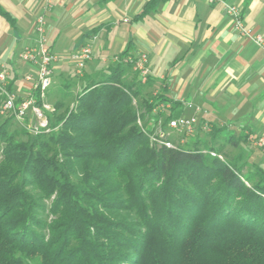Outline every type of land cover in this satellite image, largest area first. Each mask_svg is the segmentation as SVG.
Here are the masks:
<instances>
[{"label": "trees", "instance_id": "1", "mask_svg": "<svg viewBox=\"0 0 264 264\" xmlns=\"http://www.w3.org/2000/svg\"><path fill=\"white\" fill-rule=\"evenodd\" d=\"M126 54L70 75L35 133L0 114V264H264V167L169 128Z\"/></svg>", "mask_w": 264, "mask_h": 264}, {"label": "crops", "instance_id": "2", "mask_svg": "<svg viewBox=\"0 0 264 264\" xmlns=\"http://www.w3.org/2000/svg\"><path fill=\"white\" fill-rule=\"evenodd\" d=\"M149 1L52 0L50 10L44 11L46 0H0L1 10L10 17L0 14L5 86L19 101L33 91L35 67L19 54L24 47L36 46L35 23L43 15L47 45L57 57L49 98L52 90H66V80L76 72L70 57L85 44H90L92 58L81 77L106 73L124 51L127 57L145 52L150 70L146 89L162 95L157 110H171L176 117L195 115L198 122L220 128L224 150L233 149L230 153L246 168L264 167V150L249 138L264 137L262 49L233 28L221 3L154 0L147 7ZM225 2L239 6L244 24L264 36V0Z\"/></svg>", "mask_w": 264, "mask_h": 264}, {"label": "built area", "instance_id": "3", "mask_svg": "<svg viewBox=\"0 0 264 264\" xmlns=\"http://www.w3.org/2000/svg\"><path fill=\"white\" fill-rule=\"evenodd\" d=\"M51 1L46 0L44 5V11H48L51 8ZM208 3H221L226 7L227 13L231 16L233 21V28L249 41L258 45L264 54V36L262 34L253 33L243 22L241 9L237 5L228 4L225 0H206ZM127 21V18H123ZM35 35L36 46L24 47L19 56L26 62L31 63L35 67L36 81L33 86V91L29 92L26 98L16 104L17 97L14 92L6 90L5 86V73H0V90L4 94L2 104L0 106V114H6L12 112L18 119H22L31 114L37 120L35 126L31 128L32 132H37L39 129L47 126V112H51L53 107L45 100L47 90L52 84V64L56 61L57 57L50 51L47 45V35L45 28L44 16L40 15L36 19L35 23ZM75 63V70L77 74H81L84 65L92 58V48L90 44H85L79 50L74 52L70 57ZM127 62L132 63V69L138 73V77L142 83L146 82L150 73L148 67V58L145 52H140L136 56H128L125 59ZM34 91L38 92V98L40 104L37 103V95ZM187 107H191V104H187ZM199 111V108L196 109ZM198 118L195 115L185 116L180 115L175 118H171L168 121V127L176 130L180 133L184 132L190 134L194 132L195 126L198 124ZM203 129L209 131L210 127L203 123ZM48 130V129H47ZM156 132H160V126ZM162 135V134H161ZM250 141L255 146L264 150V137H252ZM151 139L159 144H165L172 147L173 145L169 141H164L152 135Z\"/></svg>", "mask_w": 264, "mask_h": 264}, {"label": "rangeland", "instance_id": "4", "mask_svg": "<svg viewBox=\"0 0 264 264\" xmlns=\"http://www.w3.org/2000/svg\"><path fill=\"white\" fill-rule=\"evenodd\" d=\"M6 88V90H8V88L7 87H5ZM52 91H54L53 93H48L49 95H51V98H49L48 97V95L46 94L45 95V100L47 101V99L48 100H50V101H52V104H50V102H48L52 107H53V105H54V103L56 102V100L59 98V96L60 95H58V97H57V95H56V92H58V94L60 93V91H62L63 92V90H60V89H56V90H52ZM55 93V94H54ZM1 95H3L4 96V94L2 93ZM150 95H152L151 94V92L149 91L148 92V90L146 89L145 90V92H144V96L145 97H149ZM4 98V97H3ZM47 98V99H46ZM14 123L16 124V125H19V126H21V127H23L24 128V130H26V131H28V132H32V130H31V128L33 127V126H35L36 125V123H37V119L35 118V117H33L30 113L29 114H27V116L26 117H24V118H22V119H18V118H16L15 116H14ZM159 127V126H158ZM196 126H195V130H196ZM194 130V131H195ZM206 130H204L203 129V132H205ZM207 132V131H206ZM193 133V132H192ZM179 134L180 133H175V137H180L179 136ZM201 134H202V132H201ZM186 136H188V134H186ZM181 138V137H180ZM179 138V139H180ZM183 139L184 138H181L180 139V141H183ZM233 153H234V151H233V149L231 150ZM231 151H229L228 149H226L224 152H226V153H229V152H231ZM222 156L224 157L225 156V153L223 154L222 153ZM221 157V156H220Z\"/></svg>", "mask_w": 264, "mask_h": 264}]
</instances>
